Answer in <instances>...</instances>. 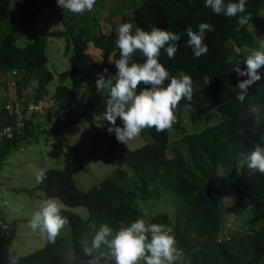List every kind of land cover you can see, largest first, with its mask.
<instances>
[{"label":"trees","instance_id":"trees-1","mask_svg":"<svg viewBox=\"0 0 264 264\" xmlns=\"http://www.w3.org/2000/svg\"><path fill=\"white\" fill-rule=\"evenodd\" d=\"M99 1L102 3V0H96L94 10L100 8ZM10 3L11 0H0V35L8 29L0 37V75H6L0 77V81L5 83L14 79L16 85V96L7 104L15 106L19 101L25 104L29 100L34 103L44 100L47 105L40 112L27 116L23 110L27 119L23 121L22 133L13 134L10 139L3 138L0 143V165L11 151L37 142L41 135L54 133V124L75 122L76 96L80 89L76 84L70 86L66 82L83 74L91 64L90 45L97 49V55L100 54L97 70L103 74L102 70L107 69L106 79L115 75L114 62L119 59L115 40L123 23L133 24V30L138 26L150 31L155 26L181 37L173 57L168 58L161 49L158 62L170 77L183 71L192 78L191 100L182 98L175 110L178 111L176 125L181 124L179 117H184L190 122L188 128L194 131L179 142L186 146L191 159H184L176 148L168 149L167 128L157 131L153 127L150 134L154 142L137 150L128 149L112 134L97 132L91 142L89 157L116 166L113 175L82 191L68 171L49 170L44 172L39 186L46 198L58 199L69 208L85 207L87 217L83 219L69 211H60L71 228V236L56 237L54 242L47 240L42 248L17 258L14 263L71 264L72 260H83V247L90 243L101 224L116 230L122 223L127 225L143 218L147 223L172 229L175 246L182 256V262L176 260L174 264H264V174L247 166V153L252 144L264 142V129H260L264 123V88L254 86L248 90L243 102L238 101L234 89L241 77L233 71L236 66L241 70L245 67L243 61L248 55L241 49L243 46L259 45L256 36L264 42V0H247L245 14L251 18L238 30L236 17L213 14L204 7V0H142L117 23L115 19L110 20L106 28L102 26L107 22L102 13L92 9L74 14L57 7L55 0H18L16 19L4 27L1 25L9 18ZM43 11L55 14L63 26L48 37L64 38L65 49H72L77 62L75 68L58 74V86L49 98H46L45 88L53 75L48 71L39 73L47 63L46 40L38 38L24 47L17 45L35 16ZM201 22L213 25L215 30L205 33L203 43L207 45V53L195 58L185 44V29L191 27L196 31ZM130 62L143 63L144 57L137 50ZM259 72L264 76V66ZM205 77L209 79L207 84ZM261 79L258 84L264 87V77ZM32 81L37 82L36 89L28 92L25 88ZM168 82L166 80L164 85ZM142 87L138 85L136 91ZM106 96L107 92L104 100ZM72 104L76 106L72 107ZM185 105L190 106L186 108ZM254 106L263 110L251 113ZM256 118L260 121L255 123ZM42 119L53 121L48 130H42ZM13 123L14 117L7 114L5 105H1L0 129ZM243 152L245 163L240 165ZM221 181L232 191L231 211H238V215L248 211L237 230L225 227L218 187ZM161 191L164 192L162 195ZM162 196L169 206L160 207L155 216L147 218L140 209L142 204L157 205ZM13 224L7 223L4 229L0 227V245L5 246L2 251L7 250L13 239ZM224 232L226 236L222 237ZM100 249L107 252L104 246ZM66 250L70 257H62Z\"/></svg>","mask_w":264,"mask_h":264},{"label":"clouds","instance_id":"clouds-1","mask_svg":"<svg viewBox=\"0 0 264 264\" xmlns=\"http://www.w3.org/2000/svg\"><path fill=\"white\" fill-rule=\"evenodd\" d=\"M246 2L247 0H235V2L204 0V7L216 15L236 17L238 30L251 18L249 14H245ZM95 3L96 0H55L57 7L74 14L91 12ZM133 27L131 23H123L118 28L115 45L119 49V59L114 62L115 75L106 79L107 69L102 70L103 74L97 73L96 89L98 91L107 89L104 120L101 122L107 121L109 125H112L107 131L123 145L137 137L145 128L154 127L157 131L167 128V132L169 127L181 129V134L174 142L171 143L168 138V149L176 148L184 159H191L186 146L179 142L194 131L188 126L182 128L181 124L176 125L178 111L176 112L175 108L182 98L186 101L191 100L192 78L183 71L170 77L168 71L158 62L161 49L168 58L173 57L181 37L172 31L155 26H152L150 31H144L138 26L133 30ZM214 30L213 25L205 22L199 23L196 31H193L191 27L185 29L187 36L185 44L191 49L195 58L207 53V45L203 43L205 33ZM256 38L260 42L259 45L253 48L247 46L241 48L247 53L246 56L248 55L243 61L245 67L242 70L238 66L233 69L236 75L241 77L234 89L237 92L236 99L240 102L244 101L249 93L248 90L252 87L264 88L258 84L263 79L261 77H264L263 73L259 72V69L264 66V42L261 37L256 36ZM137 50L144 57L143 63L130 62L132 54ZM233 50L236 51V47H233ZM166 80L169 82L164 85ZM204 82L207 84L209 79L205 77ZM138 85L143 86L139 92L136 91ZM75 106L72 104V107ZM189 106L185 105L186 108ZM263 109L254 106L250 112L257 113ZM118 118L122 126H115ZM179 118L181 121V117ZM255 120V123L260 121L258 118ZM260 129H264V123ZM244 155L243 152L240 165L245 163ZM167 156L171 157L169 153ZM247 166L264 174V142L252 144L251 150L247 153ZM43 178L44 172L37 170L36 181L40 182ZM60 208L61 205L55 198L42 201L28 221V227L33 231L39 230L49 242H54L67 223V219L60 215V210H65L66 206L62 205V209ZM0 217L3 220L2 213ZM175 245V237L170 227L146 223L143 218H137L127 225L122 223L116 230L107 224H101L93 234L90 243L83 247V252L92 258L93 253L104 246L107 249L110 264H137L141 260L143 264H174L177 257L182 260L181 251ZM102 258H104L103 254ZM89 264H93L92 259L89 260ZM95 264H99V261Z\"/></svg>","mask_w":264,"mask_h":264},{"label":"rangeland","instance_id":"rangeland-1","mask_svg":"<svg viewBox=\"0 0 264 264\" xmlns=\"http://www.w3.org/2000/svg\"><path fill=\"white\" fill-rule=\"evenodd\" d=\"M17 1L11 0L9 18L1 26L5 27L9 25L10 20L16 19L18 14ZM141 2L142 0H102V3L98 2V5L101 4L100 8L93 9V12L102 13L105 16L107 22L106 24L102 23V26L106 28L109 26L110 20L115 19L114 21L117 23L119 18L125 15L128 10L132 9L135 4L136 6L140 5ZM62 29L63 26L55 14L43 11L35 16L31 26L17 40V45L20 47H24L26 43L34 39L46 40L45 52L47 63L39 71V73L48 71L53 75L52 81L45 88L48 94L46 98L54 94L58 86V74L75 68L77 64L72 49H65L64 38L48 37L49 33ZM7 30L6 28L3 32H7ZM97 52V49L90 45L88 53L91 56V64L83 74L80 73L77 76L71 77L66 82L70 86L76 84V87L80 89V93L76 96L78 108L75 112V122L54 124V133L49 132V134H45L44 136L41 135L38 137L37 142L32 141L33 144L31 145H23L17 151H11L0 165V202L5 199L9 203L8 207H1L0 210L4 222L10 225L15 223L12 225L13 239L10 245L7 246V250L2 251L5 246L2 247L0 245V264H15L14 261L17 258L42 248L47 242L46 236L41 234L39 230L33 231L28 227V221L31 219L33 213L38 209L42 201L48 199L43 195L39 187L40 182H37L35 179L37 170H42L43 172L66 170L72 175L78 189L87 191L91 186L97 185L103 179L111 174L113 175L117 169L114 165L90 158L88 154L95 134L100 131L109 133L107 129L112 127L108 122H101L104 120L103 114L105 111L103 96L107 92V89L98 91L95 87L97 73H100L96 68V64L100 61V54L97 55ZM0 77L1 79L2 77L5 78L6 75H0ZM35 81L30 82L26 86L25 89L28 92H33L36 89L37 82ZM15 96V80L6 81L5 83L0 81V107L8 103L7 101H10V99L15 98ZM41 121L44 123L41 126L42 130L44 128L48 130L50 123L53 122L50 119H42ZM115 126H122L119 118ZM181 126L182 128L183 126H190V122L181 117ZM151 131L152 128L141 130L140 134L125 143V146L130 150H137L146 143H151L153 140L150 134ZM168 132L170 142L172 143L178 138L182 130L169 127ZM219 174L221 175V173ZM218 187L221 192L220 206L223 210L222 217L225 227L231 231L237 230L240 228L241 221L247 217L248 211L245 210L241 215H238V211L232 212L233 194L229 185L221 181V183H218ZM160 193L162 195L164 192L161 191ZM164 199L165 197H162L160 202L157 205L154 204V206H143L142 204L140 209L147 218L150 215L155 216L156 214L154 213L159 212L161 210L160 207L163 209V207L169 206V203L164 201ZM58 201L61 205L60 209H62L63 204L60 200ZM65 210L83 219L88 215L85 207H66ZM226 232L222 233L221 236L225 237ZM70 233L71 228L67 222L57 237H70ZM0 242L2 241L0 240ZM102 254L104 258H102ZM63 256L70 257L71 255L66 250ZM90 259L93 260V264L96 261H99V264H110L107 252L103 249H98L94 252L92 258L84 255L83 260H72L71 264H89ZM177 261L181 262L179 257H177ZM137 264H143V261H138Z\"/></svg>","mask_w":264,"mask_h":264},{"label":"built area","instance_id":"built-area-1","mask_svg":"<svg viewBox=\"0 0 264 264\" xmlns=\"http://www.w3.org/2000/svg\"><path fill=\"white\" fill-rule=\"evenodd\" d=\"M35 101L29 100L27 103H23L22 101H19L17 105H11V104H5V111L8 115L14 117V123L13 125H5L2 129H0V143L3 138L10 139L13 137V134H21L22 127H23V121L26 120V116L30 115L34 112H40L43 107H45V103L43 101H38L34 103ZM23 110L25 111V115H23ZM62 121H65L63 119ZM1 207L8 206L7 200H2L0 202ZM0 227L5 228L6 223L2 220L0 217Z\"/></svg>","mask_w":264,"mask_h":264},{"label":"crops","instance_id":"crops-1","mask_svg":"<svg viewBox=\"0 0 264 264\" xmlns=\"http://www.w3.org/2000/svg\"><path fill=\"white\" fill-rule=\"evenodd\" d=\"M64 209V208H63Z\"/></svg>","mask_w":264,"mask_h":264}]
</instances>
